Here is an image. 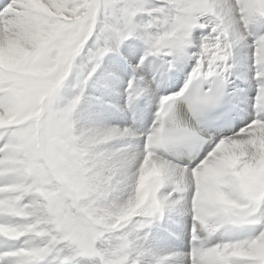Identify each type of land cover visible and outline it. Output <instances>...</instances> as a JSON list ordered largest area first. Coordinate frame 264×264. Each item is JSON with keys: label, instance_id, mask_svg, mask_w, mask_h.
Here are the masks:
<instances>
[{"label": "snow or ice", "instance_id": "1", "mask_svg": "<svg viewBox=\"0 0 264 264\" xmlns=\"http://www.w3.org/2000/svg\"><path fill=\"white\" fill-rule=\"evenodd\" d=\"M0 264H264V0H0Z\"/></svg>", "mask_w": 264, "mask_h": 264}, {"label": "bare ground", "instance_id": "2", "mask_svg": "<svg viewBox=\"0 0 264 264\" xmlns=\"http://www.w3.org/2000/svg\"><path fill=\"white\" fill-rule=\"evenodd\" d=\"M135 43V42H134ZM136 43H138V42H136Z\"/></svg>", "mask_w": 264, "mask_h": 264}, {"label": "rangeland", "instance_id": "3", "mask_svg": "<svg viewBox=\"0 0 264 264\" xmlns=\"http://www.w3.org/2000/svg\"><path fill=\"white\" fill-rule=\"evenodd\" d=\"M136 43V42H135Z\"/></svg>", "mask_w": 264, "mask_h": 264}]
</instances>
